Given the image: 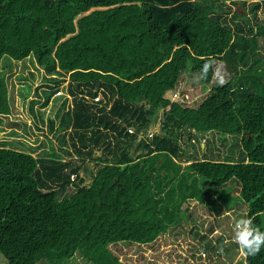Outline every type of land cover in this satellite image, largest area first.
I'll list each match as a JSON object with an SVG mask.
<instances>
[{
  "label": "trees",
  "instance_id": "1",
  "mask_svg": "<svg viewBox=\"0 0 264 264\" xmlns=\"http://www.w3.org/2000/svg\"><path fill=\"white\" fill-rule=\"evenodd\" d=\"M227 2L244 12L248 3V12H232ZM261 3L0 0V119L13 113L2 60L32 57L44 70L42 107L64 82L72 99L47 121L55 151L39 157L0 145V262L66 264L77 254L90 264H123L108 245L153 244L177 227L184 203L202 201L200 181L230 186L242 201L235 207L264 231ZM202 57L222 62L229 75L191 107L180 86L213 79L211 71L200 78ZM179 89L180 99L171 100ZM214 135L222 144L234 138L237 156L215 155ZM88 162L96 169L85 184L80 171ZM194 237L227 264L240 251L226 236L217 235L216 246L198 231ZM242 258L235 264H264V248Z\"/></svg>",
  "mask_w": 264,
  "mask_h": 264
},
{
  "label": "rangeland",
  "instance_id": "2",
  "mask_svg": "<svg viewBox=\"0 0 264 264\" xmlns=\"http://www.w3.org/2000/svg\"><path fill=\"white\" fill-rule=\"evenodd\" d=\"M226 5L232 9V12L238 10L241 15H245L248 12V3L245 4V12L239 4L227 2ZM258 19H264V4L262 3ZM261 47L264 54V44H261ZM3 61V75L9 87V98L12 100L13 113L8 118L0 119V145L13 147L23 152L29 151L32 155L39 157H42V154L40 155L41 151H50V149L55 151L58 147L56 133L49 132L47 121L55 119V113L64 99H68L69 103H71V96L66 93L67 83L61 84L55 90V93L57 90L61 93L56 96L54 94L50 102L45 107H42L44 91L47 90L44 70L35 64L32 57L24 62L14 63L15 65L13 63L9 65ZM217 84H219L218 81L213 77L209 84H203L196 80L193 85H181L180 89L185 90L184 99L188 105L197 107ZM180 89L176 97L171 96V100L177 101L180 99ZM21 92L22 95L20 94ZM31 101L34 102L33 111L36 119L30 112ZM38 112L42 113V128L37 117ZM12 122H15L18 127H11ZM36 125L41 128V133L36 130ZM13 131L15 132L11 134ZM208 137L211 140L210 144L213 153L219 155L221 160L224 157L233 156L235 158L237 156L239 145H237L238 143H236L234 138L226 136V142L222 144L217 135L212 138ZM230 151H232L231 154ZM83 168L80 171L81 176L85 184H88L96 167L93 162H88ZM198 185L204 193L202 201L198 203L195 200H189L184 203L180 211V221H178L177 227L169 229L153 244L142 245L131 242H118L109 244L108 248L123 264H227V257L223 256L220 259V257L214 256L211 251H201L197 244L198 239L194 237V232L198 231L203 234L214 246H216L215 237L217 235L226 236L228 240L226 245L229 247V241L234 240L233 229L236 221L246 218L244 209H237L234 205L236 202L242 203V201L237 197L236 193H233L234 190L230 186L223 189H215L207 181H204V183L200 181ZM72 191L71 189L70 192ZM67 194L68 192L65 191L59 199H63ZM229 205H233V208L230 209ZM190 228L194 229L193 233L189 232ZM209 229L212 232L210 231L209 233ZM216 250L221 253L220 249L217 248ZM233 257L232 264L237 261L243 263L240 251ZM0 264H6L4 259H1ZM39 264L47 263L40 262ZM66 264L90 263L75 254Z\"/></svg>",
  "mask_w": 264,
  "mask_h": 264
},
{
  "label": "clouds",
  "instance_id": "3",
  "mask_svg": "<svg viewBox=\"0 0 264 264\" xmlns=\"http://www.w3.org/2000/svg\"><path fill=\"white\" fill-rule=\"evenodd\" d=\"M201 59H205L199 73L202 80L207 79L208 73L211 71L220 85L227 83L229 74L222 62L211 57H202ZM233 239L238 244L241 254L245 257H254L264 248V231L254 225L253 218H242L236 221L233 229ZM220 251L222 252L223 249L221 248Z\"/></svg>",
  "mask_w": 264,
  "mask_h": 264
},
{
  "label": "built area",
  "instance_id": "4",
  "mask_svg": "<svg viewBox=\"0 0 264 264\" xmlns=\"http://www.w3.org/2000/svg\"><path fill=\"white\" fill-rule=\"evenodd\" d=\"M60 93H61V92L58 90V91L55 93V96L58 95V94H60ZM172 96H173V97H176L177 95H176V94H173ZM99 99H100V97L97 96V97L94 98V101L97 102ZM128 132H129V133H132V132H133V129H131V128L128 129ZM149 137H150V136H149Z\"/></svg>",
  "mask_w": 264,
  "mask_h": 264
},
{
  "label": "crops",
  "instance_id": "5",
  "mask_svg": "<svg viewBox=\"0 0 264 264\" xmlns=\"http://www.w3.org/2000/svg\"><path fill=\"white\" fill-rule=\"evenodd\" d=\"M154 131H158V128H155Z\"/></svg>",
  "mask_w": 264,
  "mask_h": 264
}]
</instances>
